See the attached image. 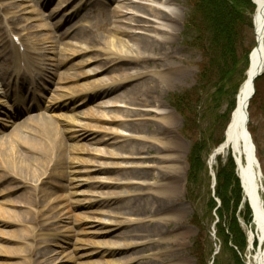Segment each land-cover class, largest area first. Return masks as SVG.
Here are the masks:
<instances>
[{"label": "rangeland", "instance_id": "1", "mask_svg": "<svg viewBox=\"0 0 264 264\" xmlns=\"http://www.w3.org/2000/svg\"><path fill=\"white\" fill-rule=\"evenodd\" d=\"M191 2L170 0L164 4L163 0H142L176 17L174 31L149 17V26L161 33L150 31L148 34L166 44L162 51H157L158 64L142 63L147 82L143 89H148L152 99L147 107L130 105L118 98L112 105L109 98L120 90L105 99L91 96L100 89V81L110 83L120 74L121 70H112L106 62L112 49L110 43L118 51L128 42V37L147 33L124 16L121 23L103 28L102 15L107 16L113 8L122 6L119 1L0 2V142L11 127L9 117H13L12 121H18L16 128H22L24 135L32 138L37 134L35 119L51 120L65 143L59 155L38 161L33 147L20 149L16 143H0V264H118L120 257L131 252L123 248V242L112 237L133 228L149 233L130 239L137 259L128 264H196L192 247L199 229H204L207 235L200 244L205 264H214L221 251L214 228L218 220L215 211L220 202L214 195L215 185L207 158L223 136L226 118L221 116L228 114L236 95L231 106L232 97L228 93L232 91L231 86L224 89L228 93L226 99H216L211 91L204 93L198 108V130L187 136L183 133L184 122L170 98L193 88L201 62L199 53L189 48L184 38ZM121 10L127 15L132 11ZM115 28L122 32L110 34ZM14 36L17 42H13ZM249 38H252L250 33ZM165 61L172 62L170 65L181 71L180 79L174 84L160 79L161 64ZM255 101L248 111V124L264 192V79ZM116 109L130 110L133 115L108 112ZM138 110L150 113L137 116ZM112 117H117L122 124L130 123L129 128L107 120ZM81 132L92 134L93 140L90 143L78 140L76 135ZM196 141L198 145L193 146ZM130 142L144 147L136 156L139 158L109 157L121 154L135 157L117 149ZM72 147L78 149L72 151ZM195 147L201 148L200 159L204 165L197 182L191 184L189 157ZM102 154L106 157H100ZM151 157L162 159L151 161ZM42 161L46 162L44 166ZM36 163L41 164L39 177L27 172V168L35 171ZM131 163L140 164L143 171L149 168L150 177L130 176L125 180L122 179L125 176L119 177L116 168H129ZM101 164L111 167V171L96 173ZM217 170L214 168L213 172ZM165 172L178 176L176 200L151 205L155 198L161 199L168 193ZM101 181L106 186L98 184ZM140 183L145 186L142 188ZM118 192H122L121 197H117ZM135 199L147 202L149 209L141 212L133 209L137 216L133 215L126 205ZM210 200L216 205L211 211ZM122 204L125 208H118ZM156 207L160 209L154 214ZM239 209L242 210L241 205ZM158 229L159 233H155ZM241 229L246 234L244 227ZM114 245L123 251L110 253L115 250ZM246 252L241 255L243 261L247 259ZM251 253L253 250L248 251Z\"/></svg>", "mask_w": 264, "mask_h": 264}, {"label": "bare ground", "instance_id": "2", "mask_svg": "<svg viewBox=\"0 0 264 264\" xmlns=\"http://www.w3.org/2000/svg\"><path fill=\"white\" fill-rule=\"evenodd\" d=\"M3 0H0V2ZM121 3L122 6L115 7L112 10V13L105 16L102 15L104 26L103 28L110 27L111 24L121 23V16L126 17L130 23H133L135 26H139L147 33H141L138 36H130L128 37V42L122 45V49L117 51V47H115L114 43H110L111 52H109V57L106 60L108 66H112V70L120 71L118 78L112 80L110 83H106L104 81H100L102 83L98 88L97 93L92 92L91 96H99L100 98L105 99L113 92L120 90L116 95H111L109 101L114 105L116 103L117 98L122 100V102L127 104H135L139 105V107H147L152 103V99L150 97V92L148 89H143L146 86L145 77L146 74L143 72L142 63L145 61H152L156 64L159 63L160 57L158 56L157 51H162L165 41L159 40L156 36L149 35L148 32H153L155 34H160L161 31L157 29H153L152 26H149V17L153 18L157 21L164 23V25L172 29L174 31L176 17L170 11L161 10L156 7L149 6L145 3H142V0H117ZM152 1H162V0H152ZM164 4H169L170 0H163ZM255 4L254 11V20H253V30L255 37V46L252 49L251 56L249 58V66L245 73V78L243 79L239 90L237 92L235 98V106L230 113L228 123H230V127L227 131V134L223 135L222 139L212 148L211 152L207 158V165L210 169L211 173L214 168H217L220 164H225L228 161H232L237 168V175L240 179V183L243 190V196L245 201L250 204L251 212H252V223L250 226L243 224V227L246 231L248 244H257V247L254 249L253 253L249 255L246 259L247 264H264V200L261 197L263 192L262 187V174L259 166V162L256 159L254 152V159L249 154V145L251 144L246 140L245 134V126L247 128L248 121V107L251 101V97L254 93V77L262 72H264V0H253ZM121 9H129L130 15L126 13H122ZM129 12V11H128ZM105 16V17H104ZM115 30V31H114ZM111 29L110 34L121 33L120 29ZM109 34V32L107 33ZM130 43V44H129ZM65 53L66 51L63 50ZM153 59V60H152ZM165 61L161 64L162 66V75L160 79H162L165 83L174 84L176 83L181 76V71L170 65L172 62ZM156 82L158 80L155 79ZM153 82L152 83H156ZM90 86V84L88 85ZM121 88H123L121 90ZM92 90V89H90ZM112 99V100H111ZM27 112H29L28 108H24ZM108 112H123L127 117H132L133 112L130 110H109ZM142 113L149 114L148 110H138L137 116H142ZM117 117H112L110 120L111 123L117 124L118 126L123 127L124 129L129 128L130 123L122 124L121 122L116 120ZM13 117H9L8 125L11 126L7 136L2 139L0 142L4 144L5 141L10 143H16L20 149H28L29 147H33V153L35 155V159L43 160L45 158H49L50 155H59L63 149L65 148V143L62 138L59 136L57 132V128L54 126V122L46 119H35L33 121V125L35 126L36 133L35 138L25 136L23 133V129H17L16 121H12ZM227 123V125H229ZM226 125V126H227ZM169 133V132H168ZM224 133V132H223ZM93 135H89L86 132H81L76 135L78 140H83L85 143H90V140H93ZM249 143V144H248ZM253 145V142H252ZM6 146V145H5ZM8 146V145H7ZM83 146H86L85 144ZM78 148L72 147V151H76ZM120 151H128L130 154L135 157H129L121 155H109L110 158H120V159H134L139 158V154L144 150L143 146H140L138 142H130L127 145L119 146L117 148ZM7 153V152H6ZM17 152L14 153V155ZM100 157L105 158L106 155L102 154ZM160 157H151L152 160H160ZM45 161H42L44 166ZM40 163H36L35 171L27 168V172L29 175L33 177L40 176L41 167ZM129 168L127 167H118L116 171L118 172V176H125L122 178L125 180L130 176L142 177L149 176L148 169L145 171L141 170L143 166L132 165L129 164ZM138 166V167H137ZM111 167H108L106 164H101L96 173L105 174L106 171H111ZM173 170V169H172ZM103 171V172H102ZM173 172V171H172ZM167 178V189L168 193L164 197L155 198L152 201L151 205H165L166 203H170L176 200L177 192H178V176L174 173H166L164 174ZM140 180V179H139ZM143 181V180H141ZM144 182V181H143ZM92 184V183H91ZM98 184L102 186H106L105 182H98ZM101 186V187H102ZM140 186L143 188L145 186L143 183H140ZM96 187V185H93ZM120 193H117V197ZM116 193H113V195ZM147 202L143 200H134L128 205H126V209L129 210L133 215H136L132 212L133 209H136L137 212H141L147 208ZM118 208H125V204H122ZM159 207H156L154 210V214L158 213ZM137 216V215H136ZM142 222V219L139 220ZM150 220H147V224H149ZM142 233L148 234L149 231H143L139 228H133L126 232H119L113 236V239L120 240L123 242V248L126 251L131 252L129 255H124L119 258L118 264H128L134 262L136 258V251L133 250V244L130 239L132 238H140ZM155 233H159V229L155 231ZM115 250L109 251L110 253H119L123 251L119 248L118 245L113 246Z\"/></svg>", "mask_w": 264, "mask_h": 264}, {"label": "trees", "instance_id": "3", "mask_svg": "<svg viewBox=\"0 0 264 264\" xmlns=\"http://www.w3.org/2000/svg\"><path fill=\"white\" fill-rule=\"evenodd\" d=\"M254 6L250 0H192L191 8L184 25L186 45L201 56L196 83L191 90L182 94H173L170 102L183 120V133L191 135L198 130L197 116L200 98L204 93L214 92L216 99H226L228 93L233 97L243 78L247 66V56L254 45L251 17ZM250 39V40H249ZM264 73L255 80V94L250 102L249 110L258 99L260 83ZM231 86V92L224 89ZM228 90V89H227ZM234 106V105H233ZM230 108L227 115L229 117ZM252 135V131L248 127ZM197 141L193 146H197ZM200 147L193 148L189 157L188 181L197 182L203 162L200 159ZM214 195L220 205L216 209V238L221 244V251L216 256L214 264H244L241 255L245 253L247 242L238 218L249 225L251 213L246 204L241 205V189L235 175V167L230 160L226 165H219L216 171ZM242 210H239V206ZM215 202L210 200V211L215 208ZM207 238L204 229H199L193 243V255L196 264H205L201 241Z\"/></svg>", "mask_w": 264, "mask_h": 264}, {"label": "water", "instance_id": "4", "mask_svg": "<svg viewBox=\"0 0 264 264\" xmlns=\"http://www.w3.org/2000/svg\"><path fill=\"white\" fill-rule=\"evenodd\" d=\"M260 74H258V75H256L255 77H254V79L256 78V77H258ZM229 127H230V123H229V125L227 126V128H226V131H225V135L227 134V131H228V129H229ZM245 134H246V141L247 142H249L250 144H251V141H250V138H249V134H248V132H247V130H246V126H245ZM248 143V144H249ZM253 147H252V145L250 146L249 145V154H250V156L253 158V156H254V154H253Z\"/></svg>", "mask_w": 264, "mask_h": 264}]
</instances>
